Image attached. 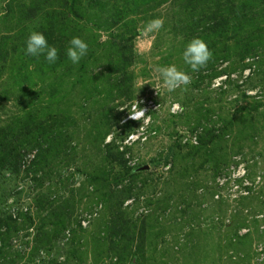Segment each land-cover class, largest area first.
I'll list each match as a JSON object with an SVG mask.
<instances>
[{
	"label": "rangeland",
	"instance_id": "374dc122",
	"mask_svg": "<svg viewBox=\"0 0 264 264\" xmlns=\"http://www.w3.org/2000/svg\"><path fill=\"white\" fill-rule=\"evenodd\" d=\"M32 30L58 49L49 67L26 57ZM194 37L213 53L198 72ZM172 64L186 90L163 87ZM136 101L145 121H124ZM12 120L30 133L0 161V264H264V0H0V129ZM202 127L223 129L209 161L189 149Z\"/></svg>",
	"mask_w": 264,
	"mask_h": 264
},
{
	"label": "clouds",
	"instance_id": "9594fccd",
	"mask_svg": "<svg viewBox=\"0 0 264 264\" xmlns=\"http://www.w3.org/2000/svg\"><path fill=\"white\" fill-rule=\"evenodd\" d=\"M162 26V20L153 19L148 22L147 30L158 31ZM88 47L87 42L83 38L74 36L69 41L66 55L73 64H78L80 60L87 55ZM26 53L37 58L44 55L49 63H55L58 59V49L55 46L49 45L46 36L42 32L36 30L30 31L26 40ZM182 58L184 63L190 68L191 72H198L207 66L208 62L213 58V53L202 38L194 37L186 45L182 53ZM157 71L162 80L163 87L169 93L174 92L181 87L186 90L187 86L192 82V76L189 72L179 69L174 64L161 66ZM144 84L140 85V88ZM155 89L157 93H159V89ZM125 108L128 109L127 107H124L121 108V110ZM128 111L130 119L145 121V109L139 106L138 101L133 103Z\"/></svg>",
	"mask_w": 264,
	"mask_h": 264
},
{
	"label": "trees",
	"instance_id": "16d2710c",
	"mask_svg": "<svg viewBox=\"0 0 264 264\" xmlns=\"http://www.w3.org/2000/svg\"><path fill=\"white\" fill-rule=\"evenodd\" d=\"M229 9H232L233 11L236 10V8H232V7H229ZM73 15H75V11H72ZM208 27H212L214 31H216V37H221L222 35H225V32L227 31L228 29V25H227V22L226 20H223V19H218L216 23L214 22H210L208 23ZM237 48V47H236ZM218 51H221V50H218ZM223 51H225L226 53H228V49L225 48L223 49ZM235 53L234 55L237 56V57H240V58H243L244 56H247V55H250V52H252V50L248 47H245L244 45H242L241 47H238L237 49H234ZM26 57H31V55L27 54L26 53ZM87 57V56H85ZM42 63L44 65V67H49L50 64H48L49 62L42 58ZM207 67V66H206ZM38 73V72H37ZM51 94H48V98L47 100H51L52 96H50ZM50 96V97H49ZM259 103H251L249 104V106L247 107V109H252L253 111H256L257 108L259 107ZM31 111L32 109L29 107V110L27 111L28 112V120L27 122L29 121V118L31 119ZM26 120V119H25ZM199 121V120H197ZM12 123L10 124H7L4 126V128H1L0 129V161L3 162L5 159L8 158L9 154L11 151H14L15 154H17L18 151H15V147H18L20 144L24 143V137H21L22 135L24 134H27L26 132L30 133V131L27 129L24 133L21 134H14V129L12 127L13 123H15L16 121L15 120H12L11 121ZM106 125H107V121H105ZM41 124V122L38 124V123H32V125H36V127ZM196 126H194L191 130H195ZM36 133L40 134L42 133L41 130H38ZM222 134H223V129L222 128H219V130H214L212 127L210 128H200V131L197 133L196 135V138H197V144H191L189 146V149L191 151L192 154H197L198 152H201L202 155L205 156V159L206 160H211L212 159V155L214 153V149L213 147L211 148L210 145H212L213 142L221 139L222 137ZM5 144H4V143ZM49 150V148H47ZM46 149V150H47ZM105 154L106 156L108 155V152L105 151ZM42 157V155H41ZM116 158V157H115ZM36 159V158H35ZM119 159V157H118ZM38 161V160H37ZM32 162V161H30ZM103 195V194H102ZM6 224V223H4ZM39 242H46L48 241V238H43L41 240H38Z\"/></svg>",
	"mask_w": 264,
	"mask_h": 264
},
{
	"label": "built area",
	"instance_id": "2783aa9c",
	"mask_svg": "<svg viewBox=\"0 0 264 264\" xmlns=\"http://www.w3.org/2000/svg\"><path fill=\"white\" fill-rule=\"evenodd\" d=\"M142 108H144V107H142ZM129 119H130L129 116H126V118H125L124 121L129 120ZM130 120H134V119H130ZM129 136H134V135H131V134H130V135H128V137H129ZM133 138H134V137H133Z\"/></svg>",
	"mask_w": 264,
	"mask_h": 264
}]
</instances>
